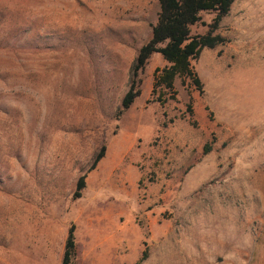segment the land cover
I'll list each match as a JSON object with an SVG mask.
<instances>
[{
	"label": "rangeland",
	"instance_id": "rangeland-1",
	"mask_svg": "<svg viewBox=\"0 0 264 264\" xmlns=\"http://www.w3.org/2000/svg\"><path fill=\"white\" fill-rule=\"evenodd\" d=\"M158 10L0 0V264H61L71 224L72 264H134L143 250L141 264H264V0H235L214 31L226 41L191 61L201 91L177 77L160 105L155 52L116 118ZM200 14L192 35L216 13Z\"/></svg>",
	"mask_w": 264,
	"mask_h": 264
},
{
	"label": "trees",
	"instance_id": "trees-1",
	"mask_svg": "<svg viewBox=\"0 0 264 264\" xmlns=\"http://www.w3.org/2000/svg\"><path fill=\"white\" fill-rule=\"evenodd\" d=\"M235 0H157L159 10L157 20L152 25L151 35L137 51V54L130 66L128 84L123 94L120 105L116 108L115 116L118 118L141 94V80L139 74L144 70L145 65L153 53H159L167 62L162 68L155 67L153 71V86L151 94L160 105L166 102V94L169 93L171 99H175L176 91L174 81L177 77L188 78L199 91L202 90V82L198 73L193 68L191 61L196 59L203 48H214L223 44L226 39L215 34L221 19L228 13ZM215 11V17L204 34L192 35L191 26L201 18L203 11ZM187 110L192 115L190 102L186 105ZM210 146L205 144L203 154L210 150ZM106 146L102 144L93 156L88 170L96 167L97 163L105 155ZM86 174L80 175L72 193L73 198L81 197L85 188ZM74 224L67 230L61 264H72L75 256ZM147 257V251L143 250L140 257L134 264H141Z\"/></svg>",
	"mask_w": 264,
	"mask_h": 264
}]
</instances>
